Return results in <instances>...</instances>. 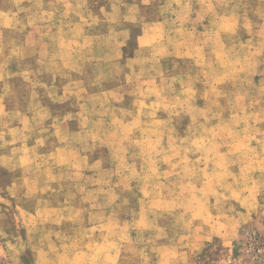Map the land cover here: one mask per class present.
<instances>
[{
  "label": "rangeland",
  "instance_id": "rangeland-1",
  "mask_svg": "<svg viewBox=\"0 0 264 264\" xmlns=\"http://www.w3.org/2000/svg\"><path fill=\"white\" fill-rule=\"evenodd\" d=\"M199 1L193 0L191 20L196 19ZM204 1L205 20L191 22L177 35L179 43H173L188 51L187 58L162 56L171 44L167 39L156 42L148 37L139 43L141 24L129 26L127 41L119 40L121 64L115 62L119 48L113 38L108 37L105 46L103 39L86 40L87 50L108 48L114 53L81 56L88 60L82 73L87 86L74 85L72 92L80 90L82 104L49 102L42 89L32 87L52 81L51 74L37 69L40 42L35 29L22 38L17 31L26 33V24L19 25L9 32L7 42L0 38V132L25 122L29 128L39 127L49 139L44 152L36 144L25 168L18 158L0 159V264H85L89 259L100 264L102 255L115 250L114 239L123 243L126 264H158L165 227L177 224L159 210L165 171L176 172L183 161L192 175L196 161L216 157V139H222L217 144L236 145L238 158H264V147L255 148L264 144V0ZM7 2L0 0V7H7ZM90 2L95 3L92 15H103L100 6L105 0ZM157 10L142 7L141 16L149 22L158 17ZM97 21H90L94 34L108 28ZM23 46L28 48L24 60ZM140 46L144 51L137 55ZM200 48L205 61L198 56ZM97 62L102 66L94 65ZM65 80L62 77L60 83ZM38 90L43 106L54 116L77 114L70 128L83 132L69 137L51 119L24 121V112L38 106L32 104ZM86 99L88 104H83ZM53 131L58 136L53 138ZM216 132L225 135L216 137ZM58 143L76 145L91 163L78 157L73 168L66 164V153L61 165L39 156L49 154ZM4 151L0 147V153ZM27 176L33 182L24 183ZM118 219L124 230L116 238L113 227ZM138 225L140 229L135 228ZM90 226L93 229L87 231ZM250 230H243L232 247L233 257L242 264L253 262L243 242ZM206 250L198 264H226L219 242L213 241Z\"/></svg>",
  "mask_w": 264,
  "mask_h": 264
},
{
  "label": "crops",
  "instance_id": "crops-1",
  "mask_svg": "<svg viewBox=\"0 0 264 264\" xmlns=\"http://www.w3.org/2000/svg\"><path fill=\"white\" fill-rule=\"evenodd\" d=\"M7 1V7H0V34H2L0 38L7 42L9 32L24 24H26L24 27L26 33L22 30L17 31L22 38L30 37L34 29L37 31L40 42L39 50L36 51L40 57L37 59L39 64L37 69H43L44 75L51 74L52 81L48 80L44 83L40 81L32 87L42 89L45 93L43 95L48 98L47 101L58 104L75 100H78L79 103L82 101V99H78L80 90L72 92L74 85L87 86L86 82L82 80V73L87 69L88 60H81V56L82 58L83 56H92L95 52L98 53V56L107 57L114 53V49L108 48L105 50L99 48L97 51L87 50L86 40L96 41L98 39L101 41L103 39L102 46H105V40L108 37L113 38L117 41L119 48L116 52L115 62L121 64L124 63L121 62L123 55L120 50L123 43L119 40L127 41L129 26L141 24L143 33L139 38V43L148 37L156 42L167 39L171 41V44L168 49L163 51L162 56L187 58L188 51L184 47H176L173 43L179 41L176 39L177 35L186 32L191 22L198 23L202 22L199 19L205 20L203 7L207 4L204 0L197 2V6L201 5L197 7L196 19L191 20V14H194L195 8L193 0H162V2H158V0H105L104 4L100 6L103 15L97 16L92 15L90 8H93L95 3L92 4L90 0ZM142 7L149 8L150 11L152 10L151 12L158 8L155 11L156 14H159L158 17L150 18L149 22H146L141 16ZM229 7L235 8L234 4H230ZM95 19L98 20L96 25L99 26L100 22H105L108 24V28L102 33L91 32L90 21L95 22ZM158 33H162V35ZM25 44L28 45L27 40ZM78 46L81 47L78 48ZM22 50L26 54L22 57L24 60L28 57V48L25 49L23 46ZM143 51L140 46L136 54L141 55ZM198 56L202 61H205L203 48L199 49ZM129 62L131 60H128ZM94 65L102 66L98 62ZM24 67L23 62L22 71H24ZM78 73L80 74L79 78L77 77ZM23 74H28V71L25 70L22 72ZM11 77L12 75H8L6 78ZM30 77L28 82L32 81ZM62 77L66 79V84L60 83ZM120 86L116 85V87ZM42 102L39 91V97H34L32 101V104L38 105L36 110L25 111L23 120L35 122L39 118L51 119L57 122L69 137L77 136L78 133L83 132V130L70 128L69 122L72 116L77 114L54 116L48 107L43 106ZM88 102L89 100L86 99L83 104H88ZM38 128H29L25 122H21L19 125L11 126L0 132V147L5 148L4 153H0V159L18 158L22 163L21 168H25L29 164L27 162L30 158L29 154L34 153L36 144L40 143L41 152H44L43 148L49 140L48 134L38 131ZM232 133L230 132L228 135L231 136ZM54 135L58 136L57 132L53 131V138ZM220 135L225 134L216 132V137ZM217 140L222 139H216V151H218L216 157L203 162L196 161L197 166H194L192 175L188 174L189 170L186 169L183 161L180 162V169L176 172L165 171L163 207H159V210L167 216L174 217L178 225L176 224L175 227L166 225L163 246L159 245L157 251L158 264H198V260L206 253V249L213 241L219 242L226 254V264H238V262L242 264L240 259L233 257L232 252L233 244L240 237L242 231L253 229L264 235V158H238L236 145L217 144ZM252 147L251 151H253ZM262 147L264 144L255 148L260 150ZM63 153L68 156L66 164L69 167H75L78 157L84 159L86 164L91 163L87 156L82 155L77 146L72 144L58 143L54 145L49 154H40L39 156L53 158L58 165H61L64 164L61 162ZM17 154L20 155L17 156ZM90 168L92 169V166ZM30 179L31 177L27 176L23 178V182L27 184L33 182ZM35 182L38 187L42 185L40 181ZM174 184H178V186L174 188ZM27 188L30 190L29 187ZM117 221L118 224L113 227L116 238L119 231L124 230V222L119 219ZM135 228L140 229L141 227L138 225ZM92 229L93 226L86 228L87 231ZM113 241L115 246L112 248L115 250L110 249L108 254L102 255L100 264H126L125 256L120 250L123 243L118 239ZM85 264H93L92 259H89Z\"/></svg>",
  "mask_w": 264,
  "mask_h": 264
},
{
  "label": "built area",
  "instance_id": "built-area-1",
  "mask_svg": "<svg viewBox=\"0 0 264 264\" xmlns=\"http://www.w3.org/2000/svg\"><path fill=\"white\" fill-rule=\"evenodd\" d=\"M250 259L258 264H264V235L257 231H246L243 239Z\"/></svg>",
  "mask_w": 264,
  "mask_h": 264
}]
</instances>
